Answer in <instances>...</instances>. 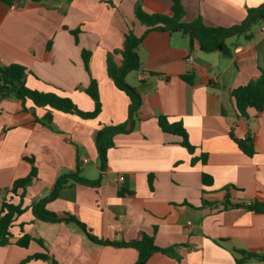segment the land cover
Returning <instances> with one entry per match:
<instances>
[{"label": "crops", "instance_id": "0c3cea01", "mask_svg": "<svg viewBox=\"0 0 264 264\" xmlns=\"http://www.w3.org/2000/svg\"><path fill=\"white\" fill-rule=\"evenodd\" d=\"M182 2L185 22L201 18L210 27H231L264 0ZM136 3L0 2L1 62L24 65L31 72L26 79L29 88L61 93L87 112L94 110V102L84 89L96 79L103 106L95 119L54 111L48 121L46 110L31 101L0 100V190L28 176L32 165L25 158H34L38 175L24 197V206H29L47 196L56 179L76 171L79 163L83 177L101 176V184L66 187L48 209L75 216L100 239L132 241L146 233L157 246L174 248V256L156 253L146 264H237L238 251L264 254V213L223 209L227 198L232 203L264 201V111L256 116L250 108L248 117H240L231 97L232 90L264 69L262 25L250 41L242 36L227 39L230 56L206 53L182 32H147L135 16ZM141 4L149 14L172 15L170 0ZM74 30H80L77 37ZM129 31L143 36L137 49L141 70L134 79L130 73L126 77L142 97L140 121L131 133L114 137L106 169L100 170L96 132L101 125L121 124L128 118L129 97L108 76L107 57L123 49ZM84 50L92 52L89 71ZM113 59L121 65L120 52ZM191 74L192 84L182 79ZM162 115L183 122L196 146L194 155L179 144L178 136L161 131L157 117ZM233 137H250L254 155H246ZM203 153L207 162L192 165V158ZM203 173L213 177L212 186L203 185ZM4 196L0 192V210ZM6 198L20 200L13 194ZM11 231V244L0 246V264H20L40 253L56 264H136L138 260L135 248L94 243L77 225L40 221L30 210L16 219ZM24 234L43 244L32 241L27 248L19 247L16 241ZM27 264L53 263L38 259Z\"/></svg>", "mask_w": 264, "mask_h": 264}, {"label": "trees", "instance_id": "16d2710c", "mask_svg": "<svg viewBox=\"0 0 264 264\" xmlns=\"http://www.w3.org/2000/svg\"><path fill=\"white\" fill-rule=\"evenodd\" d=\"M14 0H0V2L11 4ZM35 3H40L45 0H31ZM172 15L149 14L142 8V0H137L135 5V16L144 24L148 30H161L171 33L182 32L190 39L191 44L195 41L199 44L200 49L206 53L221 52L227 56L232 54L230 45L227 39L232 37H244L250 41L254 38L257 27L264 23V3L255 8L248 9L247 16L240 24L231 27H210L203 23L201 18H197L192 22H185V7L182 0H170ZM80 30H74L72 33L77 37ZM143 36L138 37L133 31H129L125 35L124 47L121 51H114L107 57V72L115 86L123 91L129 97L128 118L127 121L121 124H106L101 125L95 135V146L100 160V170H105L107 165L108 150L115 146L114 137L118 134H129L136 129L140 121L139 113L142 105L141 94L126 81V77L131 72L141 70V61L137 52L138 46L141 44ZM50 46V45H49ZM121 53V65H117L113 59L115 53ZM92 52L84 50L82 57L86 69L90 70V58ZM31 74L27 67L18 63L4 64L0 60V100L5 98L15 97L21 100L24 104L26 101H31L33 106L40 107L46 110L48 121L52 118L54 111L74 114L84 119H95L102 111V102L99 92V83L96 79H92L90 85L84 89L85 93L94 102V110L87 112L81 110L74 101L56 91L44 92L36 89H31L26 84L27 76ZM156 75V74H154ZM182 79L187 83L192 84L194 75H184ZM231 97L235 103L236 111L240 117H248V109L253 108L255 115L260 116L264 111V69H260L259 75L249 81L247 84L235 88L231 92ZM27 110V108L25 107ZM158 126L163 133L178 136L179 144L185 148L191 155H194L196 146L189 139L188 132L182 121L172 120L168 116L157 117ZM234 138V137H233ZM238 147L248 156L255 153L254 145L251 138L237 139L234 138ZM31 165V172L24 178L17 179L11 187L0 190L5 196L0 210V246L11 244L13 233L11 231L16 219L30 210L37 220L51 223H66L77 225L92 242L100 245H112L116 247H132L138 251V260L136 264H146L147 261L156 253H162L174 256V248H162L155 244L153 237L146 233L132 241H111L100 239L95 236L90 229L81 222L78 218L71 214L58 215L48 209V204L54 201L60 192L75 184H80L90 187H98L101 184V176L96 180H90L80 174V164L78 163L76 171L61 174L55 181L52 191L45 197L34 200L29 206H24V197L26 189L38 175V169L35 166L34 158H25ZM198 161L207 162V154L203 153L200 157L192 158V165ZM149 185L152 189V176H149ZM213 177L203 173L202 183L205 187L213 185ZM235 189V188H234ZM22 190L21 194L18 191ZM229 189L227 188V191ZM204 194L208 193L203 191ZM7 194L18 195L20 200L14 203L6 198ZM207 202L204 201L203 205ZM246 208L256 213H264V201L255 200L248 203H232L228 198L223 202V209ZM32 241H38L43 244L41 239H36L29 234H24L16 241V245L22 248H27ZM241 255V258L236 259L237 264H248L250 260L264 261V254H257L247 251L236 252ZM56 262L44 253L35 254L27 257L20 264H27L32 260Z\"/></svg>", "mask_w": 264, "mask_h": 264}, {"label": "built area", "instance_id": "2783aa9c", "mask_svg": "<svg viewBox=\"0 0 264 264\" xmlns=\"http://www.w3.org/2000/svg\"><path fill=\"white\" fill-rule=\"evenodd\" d=\"M261 30H262V31H264V24H262V26H261ZM190 60H193V58H192V57H190ZM140 78H142V76H140ZM253 135H254V134H251V135H250V137H252ZM120 179H121V180H123V179H124V177H123V176H121V177H120ZM189 224H190V223H189Z\"/></svg>", "mask_w": 264, "mask_h": 264}, {"label": "rangeland", "instance_id": "374dc122", "mask_svg": "<svg viewBox=\"0 0 264 264\" xmlns=\"http://www.w3.org/2000/svg\"><path fill=\"white\" fill-rule=\"evenodd\" d=\"M130 74H131V77L134 79L136 72H131Z\"/></svg>", "mask_w": 264, "mask_h": 264}]
</instances>
